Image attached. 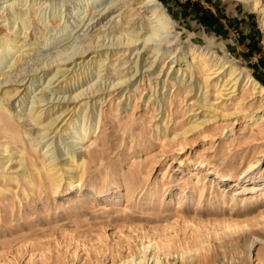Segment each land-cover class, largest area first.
<instances>
[{
	"label": "rangeland",
	"instance_id": "rangeland-1",
	"mask_svg": "<svg viewBox=\"0 0 264 264\" xmlns=\"http://www.w3.org/2000/svg\"><path fill=\"white\" fill-rule=\"evenodd\" d=\"M160 2L174 20L183 42L207 45L232 57L264 85V31L257 13L235 0ZM55 6L41 8L39 19L42 21L32 28L33 41L43 43L46 35V44L41 45L43 49L36 45L33 50V62L50 58L54 50L81 46L89 37L84 27L61 42L68 36L61 31L63 25L71 24L76 16H64L63 25L54 26L49 23V17L53 18ZM80 15L88 17L87 12ZM108 37L112 39L113 34ZM93 55L97 54L88 58ZM117 56L112 55V59H117ZM135 56L131 55L129 63L118 69L135 66L133 62L138 59ZM149 56L144 51L141 53L142 66L154 61L155 58ZM108 65L110 73L106 75L108 70H105L100 77L95 74L91 80H85L76 87H87L88 84L108 86L117 76L116 71H110L111 64ZM146 70L147 67L142 68L143 72ZM126 72L123 71L124 74ZM148 72H151L152 82L160 80L152 75L154 71ZM174 81L169 80V84H174ZM144 83L143 78L141 84L145 87ZM183 83L179 82L174 87V90L181 89V93L171 106L173 121L170 125L182 130L193 116L211 119L212 122L191 133L181 141V145L156 137L153 128L161 119L162 110L148 107L143 99L136 109L133 125L127 117L130 110L128 101L119 118L114 117L110 105L98 102L93 105L95 114H101L105 107L110 115L104 127L105 136L96 143L99 151L105 144L106 151L90 163L82 194H77L75 189H64L55 196L42 192L20 203L12 194L14 188L0 187V264H112L113 260L120 263L143 245H149V252L154 253L163 247L159 250L161 252L165 243H171L179 252L185 246L187 251L183 252L192 256L197 255L199 249L201 252L203 248L209 249L218 254L222 264L224 260L234 259L238 248H246L249 236L242 233L247 223L253 225V235L264 242V198L235 193L237 188L243 190L244 186L262 184L264 187V134L261 126L253 123V116L263 114L258 110L260 97L241 92L228 101L226 112L240 109L242 112L235 125L224 130L230 122L221 118L216 122L220 113L214 115L196 102L192 103L195 101L193 93H183ZM37 84L43 86L38 87ZM137 84L140 85V77ZM56 85L58 82L49 88ZM45 86L48 82L44 83V78L35 83L31 97L21 106L23 111L26 109L23 114L30 108L29 101ZM45 90L50 93L47 87ZM149 92L148 86L143 96ZM212 99L215 101L214 97ZM50 101L51 105L53 100ZM85 125L81 118L69 133L63 134L62 138L57 136L58 149L64 152L71 147L76 132ZM52 137L48 136L40 145L55 141L56 137ZM132 138L134 142L129 143ZM257 159L261 162L251 174L254 179L249 176L248 181H238L249 163ZM242 221L247 223L238 229ZM250 253L252 259L247 264H264L259 262V254L264 253V243L256 242Z\"/></svg>",
	"mask_w": 264,
	"mask_h": 264
},
{
	"label": "bare ground",
	"instance_id": "bare-ground-1",
	"mask_svg": "<svg viewBox=\"0 0 264 264\" xmlns=\"http://www.w3.org/2000/svg\"><path fill=\"white\" fill-rule=\"evenodd\" d=\"M235 1L259 15L260 27L264 31V0ZM54 4L56 6L53 18L49 17L52 25H63L64 16H76L71 24L63 25L61 31L68 36L61 42L70 39L84 27L89 37L81 46L54 50L50 58L39 63L33 62V50L36 45L40 50L43 49L41 45L46 44V35L43 43L35 42L32 28L42 21L39 19L40 9L52 7ZM63 8L65 9L61 10ZM85 12L88 17L80 15ZM54 20L58 23L55 24ZM104 32L107 33L104 35ZM109 34H113L112 39H109ZM143 51L149 57L155 58L144 66L140 62ZM92 54L97 55L88 58ZM133 54L138 58L133 62L135 66L118 69L119 66L129 63ZM112 55H118V58L112 59ZM122 55L128 56L125 60H120ZM107 60L111 64L110 71H116L117 75L108 86L88 84L87 87H76L93 75L95 77V74L100 77L101 72L109 69ZM143 67H147L145 72L142 71ZM130 69L133 70L129 72ZM124 70H127L125 74ZM148 71H154L152 75L160 80L152 82L151 72ZM108 73L109 70L106 75ZM134 76L137 78L133 81ZM139 77L140 85L137 84ZM43 78L48 86L29 101L30 108L23 114L26 109L23 111L21 106L31 97L35 83L41 82ZM143 78L145 87L141 84ZM171 79L175 80L172 85L169 84ZM56 82L58 85L49 88V85ZM179 82H184L183 93H193L195 101L192 103L196 102L206 108V112L214 115L220 113L221 116L217 117L216 122L220 118L230 122L224 130L235 125L242 112V109L226 112L227 102L241 92L258 95L261 99L258 110H262L263 114L253 116V123L255 126L260 125L264 134V85L232 57L220 54L207 45L183 42L180 32L175 29L174 20L160 0H0V187L14 188L15 192L12 194L20 203L23 199L27 200L31 196L35 198L42 192L55 196L64 189H75L77 194H82L90 172V163H94L96 157L106 151L105 144L99 151L96 143L101 136H105L104 127L110 115L104 110L105 107L101 114H95L93 105L98 102L104 106L110 105L115 113L114 117L119 118L128 101L130 110L127 117L133 125L136 109L143 99L148 107L162 110L163 115L153 128L156 137L181 145V141L212 120L193 116L189 125L182 130L170 125L173 121L171 106L181 93L179 88L174 90ZM42 86L43 84L38 87ZM148 86L150 92L144 97L143 93ZM69 91L71 93L68 96H57ZM171 91L173 92L170 93ZM123 99L125 102H122ZM50 100H53L51 105ZM81 118L86 125L76 132L72 148L61 152L58 149L57 136L62 138L63 134L69 133ZM50 135H53L51 139L56 137V140L40 145ZM132 141L134 142L133 138L129 143ZM260 162L261 159L250 162L239 175L238 181H248L249 176L254 179L251 174L256 171ZM235 193L263 199L264 187L262 184L244 186L243 190L237 188ZM246 223L242 221L238 224V229H242ZM252 229L253 225L247 223L242 233L249 236L246 248H238L237 256L222 261V264L249 263L252 259L251 247L256 242L264 243L258 236L253 235ZM183 248L187 251L185 246ZM149 249V245H143L120 263L113 260L112 264H221L218 254L205 248L202 252V249L197 250L195 256L186 255L184 250L177 251L171 243H165L161 252L159 249L152 253ZM259 262L264 263V253L259 254Z\"/></svg>",
	"mask_w": 264,
	"mask_h": 264
}]
</instances>
